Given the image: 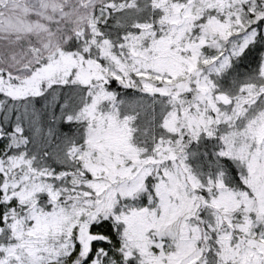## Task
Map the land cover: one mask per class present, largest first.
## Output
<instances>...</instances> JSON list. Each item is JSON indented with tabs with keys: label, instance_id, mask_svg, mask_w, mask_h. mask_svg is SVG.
Masks as SVG:
<instances>
[{
	"label": "snow or ice",
	"instance_id": "snow-or-ice-1",
	"mask_svg": "<svg viewBox=\"0 0 264 264\" xmlns=\"http://www.w3.org/2000/svg\"><path fill=\"white\" fill-rule=\"evenodd\" d=\"M0 264H264V0H0Z\"/></svg>",
	"mask_w": 264,
	"mask_h": 264
}]
</instances>
